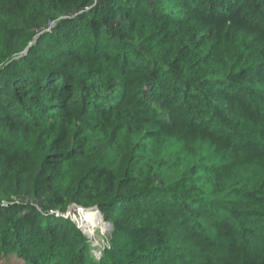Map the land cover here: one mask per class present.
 Returning a JSON list of instances; mask_svg holds the SVG:
<instances>
[{
	"label": "trees",
	"instance_id": "trees-1",
	"mask_svg": "<svg viewBox=\"0 0 264 264\" xmlns=\"http://www.w3.org/2000/svg\"><path fill=\"white\" fill-rule=\"evenodd\" d=\"M72 204L112 224L102 256ZM14 255L264 264V0H0Z\"/></svg>",
	"mask_w": 264,
	"mask_h": 264
},
{
	"label": "rangeland",
	"instance_id": "rangeland-1",
	"mask_svg": "<svg viewBox=\"0 0 264 264\" xmlns=\"http://www.w3.org/2000/svg\"><path fill=\"white\" fill-rule=\"evenodd\" d=\"M98 214V219L100 218L102 222L94 221V214L90 218H87L85 210L74 211L73 209H68L66 216L76 222L77 226L80 227L84 234H87L92 239L91 243L96 247L94 253L100 257L105 247L104 244L108 242L112 224L105 220L101 212H98ZM0 264H25V261L17 255H14L3 260L0 258Z\"/></svg>",
	"mask_w": 264,
	"mask_h": 264
},
{
	"label": "water",
	"instance_id": "water-1",
	"mask_svg": "<svg viewBox=\"0 0 264 264\" xmlns=\"http://www.w3.org/2000/svg\"><path fill=\"white\" fill-rule=\"evenodd\" d=\"M69 209H73L74 211H84V210H86L85 208H81V207L77 206L76 204H72L69 207ZM95 210H97L98 212H100V210L97 207H95Z\"/></svg>",
	"mask_w": 264,
	"mask_h": 264
},
{
	"label": "bare ground",
	"instance_id": "bare-ground-1",
	"mask_svg": "<svg viewBox=\"0 0 264 264\" xmlns=\"http://www.w3.org/2000/svg\"><path fill=\"white\" fill-rule=\"evenodd\" d=\"M91 212H92V214H93V211H91ZM105 228H106V227H105ZM105 228H104V229H105Z\"/></svg>",
	"mask_w": 264,
	"mask_h": 264
}]
</instances>
